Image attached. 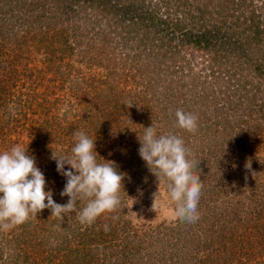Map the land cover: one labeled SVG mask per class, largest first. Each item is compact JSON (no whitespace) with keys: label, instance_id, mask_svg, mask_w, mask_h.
Returning <instances> with one entry per match:
<instances>
[{"label":"trees","instance_id":"16d2710c","mask_svg":"<svg viewBox=\"0 0 264 264\" xmlns=\"http://www.w3.org/2000/svg\"><path fill=\"white\" fill-rule=\"evenodd\" d=\"M225 1L226 0H0V52L7 44H15V50L23 46H29V41L32 39L31 44H38V48L42 49L45 53L46 59L60 63L58 64L60 66V71L66 69V71L61 72V77L64 78L70 77L71 74L76 71V68L78 75L80 72L92 71L93 66L96 64L98 69L97 79H92V83H98L100 86L107 85V94H112L114 91L109 82H111L112 79H117V76L123 75L119 70V68L121 69V65L122 68L125 65L126 67L130 66L136 74L147 72L149 75L158 72L157 74L160 76L163 73L168 75L179 73L181 76L178 77L175 75V78L171 79L170 82H179L178 85H181L179 88L183 87L182 89L192 84L197 85V83L194 82L190 84L187 79L183 78L184 75L182 72L184 67L187 66L185 61L190 54L200 55L202 60L207 61L212 69L217 66L219 69L222 68V66L229 67L227 64H230V67L226 69V73L229 76L227 81L232 82L234 74L236 75V67L234 62L232 64L229 63V61L233 59V55L239 56L241 53L236 46L238 45L242 48V46L247 45V43H252V41H254V43L251 46L254 47L262 44L264 42V30H261L262 25L260 24L258 11L254 10L251 16L242 23L238 18H236V21H232L234 26L231 25L229 30L232 28L236 29L237 26L238 29L244 26L240 35L232 36L227 32L225 33V29L228 28L226 26V19L221 15L227 8L224 3ZM229 2H231L234 12L237 11L236 5H239L238 10H241L243 6L246 8L248 7L247 0L238 2H236V0H229ZM162 9L167 10L164 11L165 14L161 13ZM171 12H173L172 15H175L174 18L171 17ZM190 25L193 26V29ZM30 34L32 37L28 38ZM36 35H40L41 37L38 41L34 40ZM57 35H60L61 38L57 37ZM84 38L88 40V44L85 46L82 42ZM114 42L116 45L115 50H113ZM60 43H62V45ZM57 45L59 48H56ZM118 48L121 50L124 49V51L118 53L116 52ZM256 49L262 53L263 57L264 50L257 47ZM95 51L98 53H95ZM104 53H107L108 56ZM76 54L78 56H76ZM99 54L105 55V59H108L111 63L109 77L104 76L103 72H101L104 70L102 66L105 60L100 58ZM98 55L99 57H97ZM74 57H76L78 62L84 63L81 68L69 62H72ZM260 58L261 57L258 55L255 57L257 66L255 68L256 74L254 77L250 79L247 77L248 74L245 75L246 78H241L239 76L238 90L244 91L250 89L243 94L242 101L240 102L241 106H239V108L244 105L243 103H246L248 107H252L258 101L256 92H262L260 91L261 85L257 88L254 86V81L264 85V70L261 69L264 68V64L258 65V63L264 60V57L262 60H260ZM106 68L109 71L108 65ZM173 68L178 69L172 73L170 70ZM249 69L250 68L247 70L249 71ZM168 72H170V74ZM190 72H193V69H190ZM213 75H215V72H213ZM7 77L8 73H2V75H0V92H2L0 108L4 104L6 94L10 89V84L13 82L11 79L15 78V76H12L8 78L10 79L8 80ZM62 80L64 83L66 82V80ZM85 81L84 78L81 81H76L72 85L76 86L78 90H81L84 84H86ZM231 87L232 85H230V88ZM230 88H228L227 92H230V90L232 91ZM177 89L178 87L172 92H167L165 94L164 104L158 109V117L155 114L150 117L148 116L150 113L147 114L145 112L152 102L150 100L144 99L143 102L139 104L141 105L140 107L139 105L135 107L132 105V108L127 110L125 108L126 104L120 102L119 98L113 103L105 101V104H108V109L113 110V113L105 115L104 118H98L96 116L88 127L90 129V127L93 126L92 129H87L84 133L91 138V131L95 133H99L100 131L106 132L109 130L106 127L108 126L110 116L113 115L115 118L122 117L126 113H130V111L134 110L133 112L137 117L132 119V123H135L134 125L138 127L140 126L139 124H141V128L132 130V132L130 131L128 134H138L142 136L144 127L159 122L163 128L162 134L175 133L183 140H186L185 133L188 131L176 127L175 112L178 109L191 112L198 118V127L195 132L200 133V131H205V133H210L211 131H209V129L211 125H214L210 122L208 117V109L211 108V101L208 100V98L203 99L204 102L206 101L202 105L205 108L203 112H197L198 110L193 109L194 106L188 104L186 101H182V96L179 95ZM195 89L197 88L195 87ZM182 91L184 92V90ZM253 91H255L256 94L255 98L251 96ZM249 94L252 98L248 96ZM112 98L113 97L109 95V101L112 100ZM228 101H230V98H228ZM44 102H47V99L41 104V102L31 98V96L28 97L27 100L21 97L17 101V104H14L16 105L14 109L15 112L8 116L6 125H2L0 129H6V126L14 119H17V122L20 121L25 106L33 108V106L36 105L37 110H35L34 113H38L39 116L46 115L48 113V108H46ZM263 106L264 105H262V107ZM215 112L218 118L224 115L221 110ZM1 117L0 114V118ZM50 121L51 119L46 120L47 123L51 124ZM96 124H100L101 127L99 128ZM26 127L24 126L22 128L23 132L27 131L32 137L34 135L32 142L27 141V147H31L29 149V155L34 156L35 160L41 153L39 150L41 145L43 144L44 149L47 148L46 142L54 135L61 133L60 130H52L54 128H50L42 135H37V131L35 132L36 127L30 130ZM39 127L41 128V125ZM61 131H66L63 126H61ZM128 134L126 136H124L125 134L121 135L123 140L118 137V139L123 142L122 145L124 142L128 144L127 141H125L128 138ZM208 136L211 137L212 135ZM187 137H189V134H187ZM185 140V145L189 146V142ZM35 141L36 146H34ZM135 144L138 146L136 150L137 153H132L129 157L131 164L130 170L126 171L115 163L118 171L125 176L123 180V189L128 186L133 191L146 180L156 178L150 173L145 162L138 154V149L140 147L138 138H136ZM113 153L118 156V159L119 156L123 154L128 156V153L125 151ZM101 157L102 155L97 154V161L100 163L112 161L111 156H108L104 160L101 159ZM198 160V171L200 170L204 173L211 170L210 165L206 164L205 159L202 158ZM202 166L206 167V170L205 168L202 169ZM59 185H62V183L59 182ZM211 195L214 196V194ZM204 198L205 188L201 191L197 208L198 214L202 212L204 207ZM248 198L250 199L248 205H246V203H233L229 208L230 210L226 212L220 210V213L214 214L208 222L204 218L205 221H203L202 218H200L201 214H199V219L196 222L190 223L188 226L190 227L189 230L191 234L187 233L186 237H181L180 233L175 237V243L170 239V235L173 231L160 229L159 227L156 228V232H154V236L158 237L153 238L149 246L147 245L148 247L142 248L140 245L136 247L132 246L133 240L131 238L133 233H129L127 235V246L124 245L121 248L118 247V245L110 243L108 241L109 238H106L105 241L101 243L107 253H104V255L101 254V259L96 255L95 258L97 257L96 259L101 261V264H160L158 261L162 264H167V261H169L170 264H193L195 261L199 262L198 264H210L212 261L210 255L205 256L202 261H198L196 256L201 253L204 245L205 248L210 246L213 239L216 245L220 247L225 245L229 232L235 235V238H238L239 245L242 247H245L249 237L253 235L258 236V233L262 235L259 241L264 242V190L251 185ZM54 200L58 203L57 198ZM248 209H250V212H248ZM48 212L50 213V210L46 209V211L38 214L37 217H33L26 223L14 227H21L23 229V231L18 234L13 233L14 235H9L5 234L4 231H0V254L1 257L6 255L7 258L6 261H2V264H90L94 257L91 247L93 243L97 242V235H100V229L98 230L97 228V225H99L98 221L102 220L101 218L104 217V215L102 214L99 216L96 219L98 224L94 222V227L90 228V226L86 224H81V227H75L72 222L64 225L60 222V218L50 217ZM123 219L124 218L121 216V218L117 220V226ZM102 232H104V230H101V233ZM109 232L108 236L111 234L114 236L116 235L115 230ZM193 232L197 233L194 234ZM199 234L203 236L204 244H200L199 242L198 244H193V246L189 245L188 247V236L200 239L201 237ZM151 236L152 234L148 237ZM142 239L147 241L145 238ZM156 241H162L163 244H166L167 250H161L160 247L155 244ZM248 245L250 249L251 243H248ZM189 248L192 253L189 251ZM169 249L171 250L169 253L170 255L167 254ZM248 250H243L239 253L242 254V256L237 259L236 262L238 264H250L254 261L255 257H248ZM96 253L99 254L100 252L95 250V254ZM164 258L166 260L165 262ZM262 264H264V262H262Z\"/></svg>","mask_w":264,"mask_h":264},{"label":"rangeland","instance_id":"374dc122","mask_svg":"<svg viewBox=\"0 0 264 264\" xmlns=\"http://www.w3.org/2000/svg\"><path fill=\"white\" fill-rule=\"evenodd\" d=\"M238 1L242 0H236V2ZM224 3L227 8L221 15L226 19V26L228 29H225V33L227 32L232 36L240 35L244 26L239 29L237 26L236 29L232 28L229 30L231 25L234 26L232 21H236V18H238L242 23L251 16L254 10L258 11L260 24L262 25L261 30H264V0H247L248 7L246 8L243 6L241 10H238L239 5H236V12H234L229 0H226ZM165 10L166 9H162L161 13H164ZM172 14L173 12H171V17L174 18L175 15ZM190 26L193 29V26ZM37 35L34 37V40L38 41L41 37ZM29 37H32L31 34L28 35V38ZM57 37L61 38L60 35H57ZM31 40H28L29 46H23L16 50L14 49V47H16L15 44H7L0 52V65H2L0 66V75H2V73H8L7 79L15 76L14 79H11L13 82L10 84V89L6 94L3 106L0 108V114L2 116V119L0 118V127L6 125L8 116L15 112L14 109L16 105L14 104H17V101L21 97L27 100L28 97L31 96V98L36 99L41 102V104L47 99V102L44 103L46 104V108H48V113L44 116H39L38 113H34L35 110H37L36 105H34L33 108L25 106L20 121L17 122V119H14L6 126V129H0V152L10 150L17 144L29 151L31 147H27V141L32 142L34 135L32 137L27 131L23 132L22 128L24 126H27L26 128L29 130L36 127L35 132L37 131V135H42L50 128H54L52 130H60V134L54 135L46 142L47 148L44 149L43 144L41 145L39 148L41 153L36 157V164L46 178L47 187L45 190L53 192V199L57 198L58 204L67 203L69 198L60 195L65 186L66 179L57 172V165L54 160L51 159L53 151L57 156L70 155L71 148L76 142L73 136L76 130L81 132L87 129L91 130L93 126H91L90 129L88 127L96 116L98 118H104L105 115L113 113V110L108 109V104H105V101L113 103L119 98L120 102L135 107L142 103L144 99L150 100L152 102L145 112L147 114L150 113L148 115L150 117L154 114L158 117V109L164 104L165 94L167 92H172L176 87H178L177 90L179 95L182 96V101H186L188 104L194 106L193 109L198 110L197 112H203L205 108L202 106L206 102H204L203 99L208 98V100L211 101V108L208 109V117L210 122L214 124L211 125L209 129L211 132L205 133V131H200V133H185L186 140L189 142L190 147L187 145L185 146L190 152V159L193 161V172L198 176L201 175L202 190L205 188V198L203 199L205 203H203L204 207L202 212L199 213L201 214L200 218L208 222L214 214L220 213V210L224 212L230 210L229 208L233 203H246V205H248L251 185L264 190V106L262 107V105H264V85L254 81L255 88L261 85L260 91L262 92H256L257 97L255 91L251 93V96L258 98V101L252 107H248L246 103H243L244 105L239 108V106H241L240 102L242 101L243 94L250 89L244 91L238 90L239 76L241 78H246L245 75L248 74L247 77L251 79V77H254L256 74L255 68L257 66V60L255 57L256 55L260 56V60L264 57V55L262 57V53L257 50L256 47L264 50V42L255 47L251 46L254 41H252V43H247V45L242 46V48L238 45L236 46L241 53L239 56L233 55V59L229 61V63L232 64L234 62L236 67V75L234 74L232 82L227 81L229 76L226 73V69L230 67V64H227L229 67L222 66V68L219 69L217 66L212 69L210 64L202 60L200 55L190 54L185 61L187 63V66H185L186 68L183 64V78L187 79L190 84L194 82L197 83V85L192 84L182 89L183 87L179 88L181 86L178 85L179 82H170L171 79L175 78V75L180 77L181 74L179 73L175 75L163 73L160 76L157 74L158 72L149 75L147 72L136 74L130 66L126 67L125 65L122 68L121 65V69L119 68V70L123 75H119L117 79H112L111 82H109L114 91L112 94H107V85L100 86L98 83H92V79H97L98 69L96 64V67L93 66L92 71L80 72L78 75L76 68V71L73 72L70 77H61V72L66 71V69L60 71V66L58 65L60 63L46 59L45 53L42 49L38 48L39 45H32ZM82 42L84 46L88 44L86 38H84ZM60 44L62 45V43ZM56 48H59L58 45ZM115 48L116 45L114 42L113 50H115ZM122 51H124V49L121 50L118 48V50H116L118 53ZM95 53L98 52L95 51ZM104 54L108 56L107 53ZM99 55L97 57H99ZM105 55H100V58L105 60L102 66L104 70L100 69L104 76L109 77L111 63L108 59H105ZM76 56L78 55L76 54ZM69 62L72 65H77L78 68H81L84 64L83 62H78L76 57H74L72 62ZM259 64L263 65L264 60L258 63V65ZM107 65L109 66V71L106 68ZM248 68H250L249 71L247 70ZM176 69L173 68L170 72L173 73ZM190 69H193V72H190ZM261 69L264 70V68ZM170 72L168 73L170 74ZM213 72H215V75H213ZM84 78L86 84H84L81 90H78L76 86L72 85L76 81H81ZM62 79L66 80V82L64 83ZM230 85H232L231 88ZM195 87L197 89H195ZM228 88L232 89V91L230 90V92H227ZM182 90H184V92ZM109 95L113 97L110 101ZM1 96L2 92H0V99L2 98ZM248 96L250 97V94ZM228 98H230V101H228ZM140 106L141 105H139V107ZM125 108L126 110L129 109L127 106ZM131 108L132 106L130 109ZM219 110H221L224 115L218 118L215 111ZM133 111L134 110L130 111V113H126L122 117L115 118L113 115L110 116L108 126L106 127L109 130L106 132H90L92 133L91 139L94 141L96 140L95 150L98 155H102L101 159L104 160L108 156H111L112 161L126 171L130 170L131 166L129 157L132 153H137L136 150L138 147L137 144H135L137 135L128 133H130V131L132 132V130L141 128V124L138 123L140 125L138 127L134 125L135 123H132V119L137 117ZM47 119H51V124L46 122ZM153 124L156 127L157 134H162V125H160L159 122ZM40 125L41 128L39 127ZM96 125L99 128L101 127L100 124ZM61 126L66 130L65 132L61 131ZM123 134H125L124 136L128 134V138L125 141H127L129 145L125 142L122 145L123 142L121 140L123 139L121 135ZM187 134H189V137H187ZM208 135L212 136L210 137ZM118 137H120L121 140H119ZM34 146H36V141ZM124 151L128 153V156L123 154L119 156V159L118 156L113 153ZM202 158L205 159L206 164L211 167V170L204 173L200 170L198 171L197 165L199 162L198 159ZM247 163L251 165L250 169L245 167ZM203 168L206 170V167L202 166V169ZM66 169H68V167H66ZM59 182L62 183V185H59ZM123 187L122 185L120 191L121 204L119 207L112 213H104V217L101 218L102 220L98 221L99 225H97L98 222L95 221L98 230L100 229V235H97L98 240L93 243L91 247L94 257L90 264H101V261L96 258L99 257L101 259V254L104 255V253H107L101 243L104 242L106 238H109L108 241L110 243L118 245V247L121 248L124 245L127 246V235L133 233L131 238L133 244L131 245L134 247L140 245L142 248H145L147 245L149 246L153 238L158 237L154 236V232H156V228L159 227L160 229L173 231L170 235V239H172L171 241L173 243H175V237L180 233L181 237H186L187 233L191 234L189 230L190 227H188L190 223L175 216V203L171 201L168 195L165 182H162L160 185V195L156 203L155 211L152 205L154 202L153 194L158 191V181L156 178L146 180L142 185L135 188L134 191L128 186L124 189ZM125 189L126 192L124 193ZM211 194H214V196ZM85 203L86 201L77 203V211L82 210ZM43 211H46V209ZM248 212H250V209H248ZM48 214L49 216L51 215L49 212ZM121 216L124 219L117 226V220L121 218ZM32 218L33 217H30V219ZM60 222L64 225L72 222L73 226L81 227L76 212L63 214L62 217H60ZM105 225L108 226L107 231H105ZM89 226L90 228L94 227L93 224ZM101 230H104V232L101 233ZM111 230H115V236L112 234L108 236ZM21 231H23V229L19 227L6 230L4 233L14 235L13 233L18 234ZM193 233L196 234L197 232ZM151 234L152 236L148 237ZM199 236L201 237L200 239L188 236V247L189 245L193 246V244H198L199 242L200 244H204L203 236L201 234H199ZM261 236L262 235L258 233V236L253 235L249 237L250 241L248 240L245 247H242L239 245L238 238H235V235L229 232L225 245L220 247L215 244L213 239L210 246L205 248L204 245L201 253L196 256L197 260L202 261L205 256L210 255L212 260L210 264H238L236 261L242 256V254L239 253L243 250H248V243H251V248L248 250V257H255V259L250 264H262V262H264V242L259 241ZM142 238L147 239V241H144ZM155 244L159 246L161 250H167L166 244H163L162 241H156ZM95 250L100 253L95 254ZM189 251L192 253L190 248ZM170 252L171 250L169 249L167 254L170 255ZM95 255L97 256L96 258ZM6 260V255L1 257L0 254V264H2V261ZM165 261L164 258V262ZM158 262L162 264L160 261ZM198 263L199 262L195 261L193 264ZM167 264H170V262L167 261Z\"/></svg>","mask_w":264,"mask_h":264},{"label":"clouds","instance_id":"9594fccd","mask_svg":"<svg viewBox=\"0 0 264 264\" xmlns=\"http://www.w3.org/2000/svg\"><path fill=\"white\" fill-rule=\"evenodd\" d=\"M175 117L176 127L188 132L197 130L198 118L193 113L178 109ZM73 136L76 142L70 155L57 156L53 151L51 156L57 172L66 179L60 193L69 198L65 204L56 203L53 192L45 190V175L28 150L17 144L0 152V231L22 225L45 209L50 210V217L58 218L76 212L82 225H92L99 216L119 207L124 174L118 171L114 161H97L96 140L79 130ZM137 138L138 154L158 181V191L153 194V210L160 195V185L165 182L168 195L175 203V216L189 223L196 222L202 181L193 172V161L184 140L175 133L157 134L153 123L144 127L143 135L137 134ZM245 167L250 169L251 165L247 163ZM82 201L86 203L77 211V203Z\"/></svg>","mask_w":264,"mask_h":264}]
</instances>
